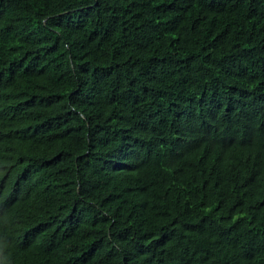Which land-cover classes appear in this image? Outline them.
I'll return each mask as SVG.
<instances>
[{
	"label": "trees",
	"instance_id": "1",
	"mask_svg": "<svg viewBox=\"0 0 264 264\" xmlns=\"http://www.w3.org/2000/svg\"><path fill=\"white\" fill-rule=\"evenodd\" d=\"M0 264H264V0H0Z\"/></svg>",
	"mask_w": 264,
	"mask_h": 264
}]
</instances>
